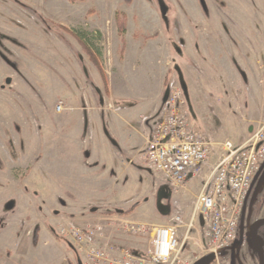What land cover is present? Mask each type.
<instances>
[{"label": "rangeland", "instance_id": "1", "mask_svg": "<svg viewBox=\"0 0 264 264\" xmlns=\"http://www.w3.org/2000/svg\"><path fill=\"white\" fill-rule=\"evenodd\" d=\"M212 1L218 9L229 12L227 16L237 23H243L244 18L249 17L239 10L242 5L252 11L250 18L253 23L258 26L264 24V0ZM184 3L185 0H0V264H92L88 258L90 245L106 250L108 263L114 264L126 258L124 255L132 248L148 250L151 247L152 226L170 225L176 216H182L184 222H188L205 174L223 153L220 144L213 141V153L193 179L194 187L189 189L188 194L184 192L191 186L190 182L175 188L164 176L155 174L156 207L155 211L144 213L142 220L145 222L132 223L133 220L126 219L130 222L121 223L112 218L105 224L106 229H101L102 222L92 221L99 226L97 230L91 222L81 221V213L74 215L76 220L64 218L63 215L68 213L63 205L71 196L68 192L58 194L54 171H60V179L67 187L71 183L67 172L74 168L77 170L78 166L75 162L69 163L72 159L67 152L69 150L62 151L61 163H57L51 144L54 135L66 137L75 133L71 116L67 119L70 113L65 112L67 106L74 105L71 102L85 101L87 95L93 103L92 97H109L107 85L103 84L99 92L91 90V86L97 84V73L93 71V66H96L80 43L63 27L85 30L92 39L91 45L101 65L106 61L110 66L111 61L116 59L114 43L117 36L123 40L127 33V29L124 34L120 33V22L126 28L128 25L129 40L137 43L151 38L159 42H176V33L164 29L173 25L177 27ZM116 8L118 11L113 22L112 11ZM97 9L100 12L98 20L94 19ZM88 14L93 15L88 18ZM219 18L222 22L220 15ZM87 19H91L90 25L86 24ZM260 31L261 35L253 29V36L264 43V27ZM261 54L264 56L263 51ZM165 56L167 54L163 52H155L148 61L145 59L138 73L129 70L136 57H128L125 63L127 76L118 81L119 92L138 95L141 89H150V93L157 90L162 83L161 76L166 75L161 73V61ZM136 60L139 61V58ZM171 69L170 79L165 84L168 94L171 84L180 88L174 75L176 68ZM7 78H11L10 84L6 83ZM160 116L150 118L152 127ZM246 135L244 139L250 133ZM226 140L231 141L229 138ZM262 170L255 176L242 211V235H246L250 223L264 216ZM166 188L173 192L170 200H165L164 192H161ZM86 210V213L94 211L92 208ZM100 213L111 215L114 210L104 209ZM132 224H140L146 231L142 229L136 234L127 231L126 226ZM108 228V233H101ZM73 229L97 233L91 243L85 244L64 234V231ZM185 230H180L181 240ZM252 249L248 238L247 244L239 250L221 251L212 264H257ZM183 250L186 264H193L208 253L205 235L198 222L191 229Z\"/></svg>", "mask_w": 264, "mask_h": 264}, {"label": "crops", "instance_id": "2", "mask_svg": "<svg viewBox=\"0 0 264 264\" xmlns=\"http://www.w3.org/2000/svg\"><path fill=\"white\" fill-rule=\"evenodd\" d=\"M192 1L185 0L177 27H164V30L171 29L176 33V42L162 39L159 42L151 38L137 43L129 40L127 25L124 39L121 40L117 34L114 43L116 59L110 60L112 65L105 61L102 66L106 84L93 66L97 84L91 86V90L99 92L103 84L107 85L109 97H92L93 103L87 95L85 101L75 100L71 102L73 106H67L65 112L72 113L67 115V119L71 116L75 133L66 137L54 135L51 141L57 163H61L62 151L69 150L67 152L72 158L69 163L75 162L78 166L77 170L74 168L67 172V179L71 180L67 187L60 179V171H54L58 194L68 192L71 196L63 205L68 213L63 215L64 218L76 220L74 215L81 213L83 223L102 222L101 229H106L105 224L112 218L121 223L130 222L126 219L139 223L145 222L142 220L145 212L155 211L156 176L147 164L145 150L152 133V117L161 114L164 107L169 91L165 84L170 79L171 68H176L174 75L183 92L191 125L216 144L228 138L240 144L247 133L264 122V56L261 54L264 43L253 36V29L260 34L264 24L258 26L253 23L250 18L252 11L242 5L239 10L249 17H245L243 23H237L227 16L229 12L214 6L212 3L215 1ZM117 11L118 8L112 11L113 22ZM96 12L94 19L100 15L99 9ZM86 22L90 25L91 19ZM103 28L105 26L102 25ZM155 52L167 54L161 61V73L166 75L161 76L159 88L152 93L150 89H141L138 95L119 92L118 81L127 76L125 63L128 57L139 58V61L133 59V64L129 61L132 64L129 70L138 73L145 59L148 61ZM196 177L188 181L191 186L184 194L194 187L193 179ZM161 192H164L165 200L173 197L168 188ZM85 208L94 211L86 213ZM104 209L114 210V213L101 214ZM97 227L94 226L95 230ZM126 229L129 231L128 226ZM73 230L64 231L71 240ZM105 231L101 233H108L109 228ZM87 233L92 238L97 231L89 230ZM148 250L132 248L130 253L146 257Z\"/></svg>", "mask_w": 264, "mask_h": 264}, {"label": "built area", "instance_id": "3", "mask_svg": "<svg viewBox=\"0 0 264 264\" xmlns=\"http://www.w3.org/2000/svg\"><path fill=\"white\" fill-rule=\"evenodd\" d=\"M220 145L223 153L205 174L188 222L176 216L170 225L152 226L148 255L126 253V258L114 264H186L183 249L196 222L204 232L208 253L218 255L223 250L237 247L242 211L255 176L264 166V123L242 143L234 144L227 140ZM214 146L207 135L191 125L182 91L171 84L161 116L153 124L147 142L145 156L149 168L164 176L172 187H181L199 175ZM128 227L133 234L144 229L140 224ZM182 228L186 230L181 240ZM72 236L80 243L92 241L87 232L79 229L73 230ZM88 251L92 264H109L106 250L90 245Z\"/></svg>", "mask_w": 264, "mask_h": 264}, {"label": "water", "instance_id": "4", "mask_svg": "<svg viewBox=\"0 0 264 264\" xmlns=\"http://www.w3.org/2000/svg\"><path fill=\"white\" fill-rule=\"evenodd\" d=\"M6 83H11V78L6 79ZM264 226V218L256 220L252 227H251V233H250V240L254 247V250L256 254L259 257V264H264V244H263V238L259 235L258 230L260 227ZM243 243V237H241V240L239 241V245H242ZM216 259V254L211 252L197 261H195L193 264H212V262ZM81 264V263H80Z\"/></svg>", "mask_w": 264, "mask_h": 264}, {"label": "trees", "instance_id": "5", "mask_svg": "<svg viewBox=\"0 0 264 264\" xmlns=\"http://www.w3.org/2000/svg\"><path fill=\"white\" fill-rule=\"evenodd\" d=\"M118 18L119 17H118V14H117L116 20ZM117 22H118V20H117ZM63 28L67 32H69L70 35H72L80 43V45L83 47L84 51L90 57V60L96 66L98 72L101 75L102 80L106 84V77H105L106 75H105L104 69H103V67H102V65L100 63L99 58L94 53L93 47L91 45L92 39L89 38L87 32L85 30H81V29H69V28H65V27H63ZM125 30H126L125 24L120 22V25H119V31H120V33L121 34H124L125 33ZM99 54H100V52H99ZM36 239H37V234H36Z\"/></svg>", "mask_w": 264, "mask_h": 264}, {"label": "flooded vegetation", "instance_id": "6", "mask_svg": "<svg viewBox=\"0 0 264 264\" xmlns=\"http://www.w3.org/2000/svg\"><path fill=\"white\" fill-rule=\"evenodd\" d=\"M262 171H263V174H262V175L264 176V166H263V170H262ZM261 218H264V216H263V217H259V218H257L256 220L261 219ZM256 220H254L252 223L249 224V226H248V231L246 232V235L243 234V235H244V236H243V243H242V245L237 246L236 250H239L240 247H243L245 244H247L248 238L250 239L251 227H252L253 223H254ZM258 233H259V235L263 238V244H264V226H262V227L259 228ZM250 241H251V240H250ZM245 242H246V243H245ZM251 244H252V243H251ZM252 246H253V245H252ZM252 254H253V256H254V259H255L256 263L259 264V257H258V255L256 254V252H255V250H254V247H253V249H252ZM230 264H231V263H230Z\"/></svg>", "mask_w": 264, "mask_h": 264}]
</instances>
